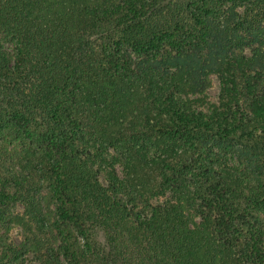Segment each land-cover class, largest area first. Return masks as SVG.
<instances>
[{
  "label": "trees",
  "instance_id": "trees-1",
  "mask_svg": "<svg viewBox=\"0 0 264 264\" xmlns=\"http://www.w3.org/2000/svg\"><path fill=\"white\" fill-rule=\"evenodd\" d=\"M0 264H264V0H0Z\"/></svg>",
  "mask_w": 264,
  "mask_h": 264
},
{
  "label": "rangeland",
  "instance_id": "rangeland-1",
  "mask_svg": "<svg viewBox=\"0 0 264 264\" xmlns=\"http://www.w3.org/2000/svg\"><path fill=\"white\" fill-rule=\"evenodd\" d=\"M5 50L9 52V47L5 46ZM209 88L206 90V96L211 102H215L218 94V81L215 76H209ZM102 183V181H101ZM14 241H17L16 235L13 234Z\"/></svg>",
  "mask_w": 264,
  "mask_h": 264
}]
</instances>
